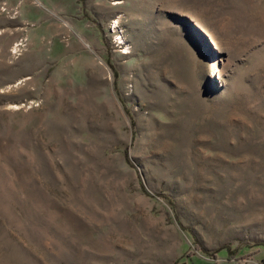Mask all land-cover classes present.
Instances as JSON below:
<instances>
[{
    "label": "rangeland",
    "instance_id": "1",
    "mask_svg": "<svg viewBox=\"0 0 264 264\" xmlns=\"http://www.w3.org/2000/svg\"><path fill=\"white\" fill-rule=\"evenodd\" d=\"M257 245L264 0H0V264Z\"/></svg>",
    "mask_w": 264,
    "mask_h": 264
},
{
    "label": "crops",
    "instance_id": "2",
    "mask_svg": "<svg viewBox=\"0 0 264 264\" xmlns=\"http://www.w3.org/2000/svg\"><path fill=\"white\" fill-rule=\"evenodd\" d=\"M249 258L247 263L243 264H264V245H257L254 248L252 254L247 256ZM239 259H236L235 256L233 258H228V252L226 251V255L222 259L211 260L207 258V261H203L202 264H238Z\"/></svg>",
    "mask_w": 264,
    "mask_h": 264
},
{
    "label": "trees",
    "instance_id": "3",
    "mask_svg": "<svg viewBox=\"0 0 264 264\" xmlns=\"http://www.w3.org/2000/svg\"><path fill=\"white\" fill-rule=\"evenodd\" d=\"M227 252H228V258L230 259V258H233L234 256H235V254L233 253V252H230L229 250H227ZM212 255V254H211ZM213 258H217V255H216V253H213V256H212Z\"/></svg>",
    "mask_w": 264,
    "mask_h": 264
}]
</instances>
